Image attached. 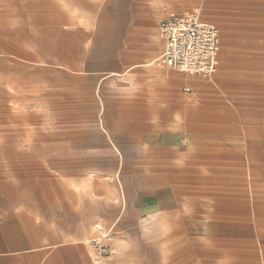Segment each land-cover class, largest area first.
<instances>
[{
  "label": "rangeland",
  "instance_id": "374dc122",
  "mask_svg": "<svg viewBox=\"0 0 264 264\" xmlns=\"http://www.w3.org/2000/svg\"><path fill=\"white\" fill-rule=\"evenodd\" d=\"M193 11L221 30L219 68L210 77L172 71L180 91L190 88L181 102L194 107L193 122H210L211 135L228 140L210 158L205 212L208 220L233 223V234L199 236L164 221L136 240L119 238L100 218H118L124 200V169L101 113L113 105L127 116L125 101L140 108L145 99L108 95L123 94L129 81L101 86L88 69L99 60L122 62L131 50L130 24L160 28L168 14ZM189 117L183 111L179 120ZM0 168L12 200L52 215L69 239L82 233L103 260L264 264V0H0ZM198 211L185 208L183 215ZM93 240L109 249L100 252Z\"/></svg>",
  "mask_w": 264,
  "mask_h": 264
},
{
  "label": "crops",
  "instance_id": "0c3cea01",
  "mask_svg": "<svg viewBox=\"0 0 264 264\" xmlns=\"http://www.w3.org/2000/svg\"><path fill=\"white\" fill-rule=\"evenodd\" d=\"M126 32L131 50L120 55L122 62L99 60L88 69L99 74L101 86L103 82L129 81L123 86V94L108 95L145 99L140 108L125 101L127 116L115 114L113 105L102 110L101 126L119 151L124 169V200L121 215L116 219L100 216L101 223L116 228L117 237L131 241L147 235L149 225L164 221L172 226L187 225L199 236L233 234V223L208 220L205 212V201L213 191L210 158L219 145H228L227 138L212 136L210 122H193L194 107L181 102L188 98L190 88H185V93L180 91L177 69L156 62L164 50L160 28L130 24ZM133 70L139 73L129 75ZM183 111L190 113L192 121L179 120ZM104 177L114 182V175ZM50 186V182L45 183V188ZM10 196L11 186L0 168V264H114L113 258L103 260L85 245L82 233L69 239L67 227L57 226L52 215L26 211L24 202ZM221 201L227 200L223 197ZM185 208L198 209L199 216L183 215Z\"/></svg>",
  "mask_w": 264,
  "mask_h": 264
},
{
  "label": "built area",
  "instance_id": "2783aa9c",
  "mask_svg": "<svg viewBox=\"0 0 264 264\" xmlns=\"http://www.w3.org/2000/svg\"><path fill=\"white\" fill-rule=\"evenodd\" d=\"M160 33L164 50L156 59L159 65L208 77L217 72L222 53L221 30L199 12L168 14L161 21ZM93 242L100 252L109 249L108 243Z\"/></svg>",
  "mask_w": 264,
  "mask_h": 264
}]
</instances>
